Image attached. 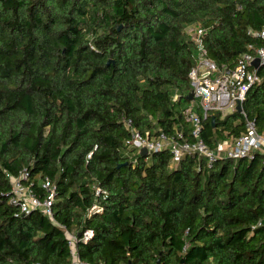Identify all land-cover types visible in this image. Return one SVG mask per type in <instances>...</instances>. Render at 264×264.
I'll return each instance as SVG.
<instances>
[{"label": "trees", "instance_id": "1", "mask_svg": "<svg viewBox=\"0 0 264 264\" xmlns=\"http://www.w3.org/2000/svg\"><path fill=\"white\" fill-rule=\"evenodd\" d=\"M198 27L208 55L233 66L260 43L249 30L264 28V0H0V264H71L68 232L92 263L264 264L261 154L209 166L126 143L128 120L193 140ZM259 72L243 108L263 130ZM244 130L239 111L216 112L202 135L215 147ZM23 169L38 195L54 182V220L11 202L8 174Z\"/></svg>", "mask_w": 264, "mask_h": 264}, {"label": "built area", "instance_id": "2", "mask_svg": "<svg viewBox=\"0 0 264 264\" xmlns=\"http://www.w3.org/2000/svg\"><path fill=\"white\" fill-rule=\"evenodd\" d=\"M249 33L259 39L260 43H249L247 50L241 53L233 66L219 65L208 55L204 43L205 29L203 27H198L191 33L196 45L195 63L189 71L193 97L185 114L192 124L193 140H187L183 137L181 130L176 133L179 138L183 137L182 139H176L175 136H170L163 131L155 136H146L131 126V120H128L127 126L130 127V137L126 143L137 147L139 151L145 147L149 153L170 148L172 162L180 161L188 153H197L201 157H205L209 166L220 159L253 158L257 153L263 156L264 162V129L260 130L255 120L249 119L243 108L247 92L262 79L259 69L264 68V28L250 29ZM257 58L259 59V66H255L253 63ZM238 104L242 106L239 112L245 118V130L239 135L220 139L215 147H211L202 135L204 119L216 112L225 116L228 113L238 111ZM8 177L12 185L11 202L18 204L25 213L41 210L54 220L53 201L56 186L50 178L46 177L42 180L41 185L45 191L42 195H38L32 188L29 172L26 169H23L18 176L8 174ZM96 210H101L99 204H95L90 212ZM92 235L93 231L87 229L83 232L81 239L86 242ZM68 236L72 248L71 264H106L80 259L76 247L79 236L72 232H68Z\"/></svg>", "mask_w": 264, "mask_h": 264}, {"label": "water", "instance_id": "3", "mask_svg": "<svg viewBox=\"0 0 264 264\" xmlns=\"http://www.w3.org/2000/svg\"><path fill=\"white\" fill-rule=\"evenodd\" d=\"M253 63H254L255 66H259V59L258 58L255 59ZM192 97H193V92L191 91L190 94H189V98L192 99ZM237 109H238V111H240L242 109L241 104L237 105ZM212 119L213 120L215 119V114H212ZM141 153L142 154H146L147 153V149L145 147L141 148ZM263 223H264V219H263ZM80 235H81V232L78 233V236H80Z\"/></svg>", "mask_w": 264, "mask_h": 264}, {"label": "rangeland", "instance_id": "4", "mask_svg": "<svg viewBox=\"0 0 264 264\" xmlns=\"http://www.w3.org/2000/svg\"><path fill=\"white\" fill-rule=\"evenodd\" d=\"M196 29H197V28H196ZM196 29H195V28H189V30L191 31L190 34H191L192 32H194Z\"/></svg>", "mask_w": 264, "mask_h": 264}]
</instances>
